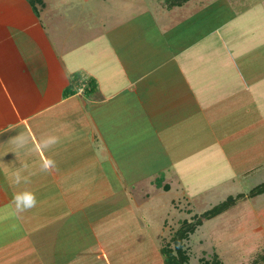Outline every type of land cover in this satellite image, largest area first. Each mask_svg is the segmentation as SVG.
<instances>
[{"label": "rangeland", "instance_id": "rangeland-1", "mask_svg": "<svg viewBox=\"0 0 264 264\" xmlns=\"http://www.w3.org/2000/svg\"><path fill=\"white\" fill-rule=\"evenodd\" d=\"M31 1L50 31L58 27L68 48L69 38L74 43L80 39L77 26L83 23L86 39L105 35L99 29L103 20L125 19L128 24L118 30L111 25L110 36H115L123 28L146 27L147 13L140 18L138 9H154L156 1L167 5L166 0H43L47 10H42L40 0ZM187 12L195 17L198 33L214 30L206 61L214 71H228L224 78L229 81V71L238 72L245 107L232 109L209 127L199 124L193 145L203 154L175 164L176 171H164L161 145L153 135L140 145L146 133L112 161L97 156L98 165L77 166L85 168L84 181L82 175L73 179L79 187L38 188L35 208L19 214L18 221L10 219L12 225H0V264H164L161 246L172 245L182 221L239 194L244 196L233 207L204 221L185 241L188 264H204L214 255L222 264H264V193L250 196L264 183V0H191L181 10ZM213 135L219 142L231 136L233 145L218 149ZM211 139L215 148L204 147ZM166 145L180 154V143ZM114 169L136 187L119 185ZM178 172L181 180L165 188V180ZM84 186L91 187L84 195L92 196V205L72 207L66 196H77Z\"/></svg>", "mask_w": 264, "mask_h": 264}, {"label": "crops", "instance_id": "crops-1", "mask_svg": "<svg viewBox=\"0 0 264 264\" xmlns=\"http://www.w3.org/2000/svg\"><path fill=\"white\" fill-rule=\"evenodd\" d=\"M190 1L171 8L156 1L154 9H138L140 18L147 13L146 27L123 28L115 36H110L111 25L118 30L128 24L125 19L103 20L99 29L105 35L86 39L83 23L77 26L80 39L74 43L69 38L68 48L58 27L50 31L30 0H0V225L18 221L15 194L32 192L37 197L38 188L75 189L80 183L73 179L85 178V168L77 166L90 161L98 165V157L112 161L146 133L140 145L153 135L161 145L164 171H176L175 164L203 154L193 145L199 124L209 127L232 109L245 107L246 89L238 72L229 71V81L224 78L228 71L209 68L205 52L209 45L214 47V30L198 33L191 12L181 13ZM46 8L44 3L42 10ZM78 72L96 81L95 90L65 96L71 76ZM20 133L29 137L23 149L14 141ZM48 136L59 142L44 148L40 142ZM212 139L204 147L214 149ZM230 140L234 138L218 139V149L225 151L233 145ZM179 143L180 154L167 149L166 144ZM48 161L54 167L42 171ZM18 171L28 177L27 182H14ZM114 171L119 185L136 187ZM179 174L170 175L164 187L181 180ZM87 188L91 187L66 196V202L72 207L92 205V196H85Z\"/></svg>", "mask_w": 264, "mask_h": 264}, {"label": "trees", "instance_id": "trees-1", "mask_svg": "<svg viewBox=\"0 0 264 264\" xmlns=\"http://www.w3.org/2000/svg\"><path fill=\"white\" fill-rule=\"evenodd\" d=\"M31 1V0H30ZM190 0H166L168 7L181 6ZM32 2V1H31ZM43 5V0H40ZM33 3V2H32ZM76 88V89H75ZM82 88V93L91 92L96 88V81L92 78H86L82 73L78 72L71 76L70 85L65 90L64 95L69 96L75 94ZM264 193V183L257 186L250 192V196L254 197ZM243 194L235 197H229L226 201L217 206L207 210L206 212L194 216L191 221H182L180 227L174 232L172 237V245L168 243L166 246H161V254L163 256L164 264H188L189 254L185 246V241L189 240L190 236L203 225L204 221L211 220L223 212L233 207L238 200L243 198ZM204 264H222L217 255L213 256L211 261H205Z\"/></svg>", "mask_w": 264, "mask_h": 264}, {"label": "clouds", "instance_id": "clouds-1", "mask_svg": "<svg viewBox=\"0 0 264 264\" xmlns=\"http://www.w3.org/2000/svg\"><path fill=\"white\" fill-rule=\"evenodd\" d=\"M14 141L16 142V147L18 149H23L27 146L29 137H27L24 133H20L16 138H14ZM58 142V137L48 136L46 138H43L40 143L44 148H50ZM52 167H54L53 161L45 162L42 165V171H50ZM23 168L26 170L28 168V165L24 164ZM27 181L28 177L23 175L22 172L18 171L14 176V182L17 184ZM13 203L15 204L16 214H21L35 208L37 206V198L32 192L17 193L13 197Z\"/></svg>", "mask_w": 264, "mask_h": 264}, {"label": "built area", "instance_id": "built-area-1", "mask_svg": "<svg viewBox=\"0 0 264 264\" xmlns=\"http://www.w3.org/2000/svg\"><path fill=\"white\" fill-rule=\"evenodd\" d=\"M82 91H83V89H82V88H80V89H79V92H81V93H82Z\"/></svg>", "mask_w": 264, "mask_h": 264}]
</instances>
